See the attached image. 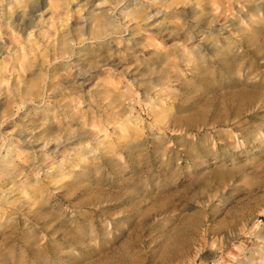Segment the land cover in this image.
Listing matches in <instances>:
<instances>
[{
	"label": "rangeland",
	"instance_id": "1",
	"mask_svg": "<svg viewBox=\"0 0 264 264\" xmlns=\"http://www.w3.org/2000/svg\"><path fill=\"white\" fill-rule=\"evenodd\" d=\"M0 264H264V0H0Z\"/></svg>",
	"mask_w": 264,
	"mask_h": 264
}]
</instances>
